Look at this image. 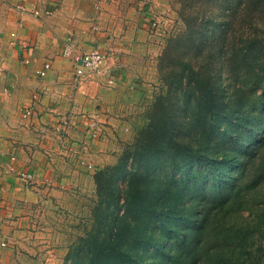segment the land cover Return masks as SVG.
<instances>
[{"label": "crops", "instance_id": "crops-1", "mask_svg": "<svg viewBox=\"0 0 264 264\" xmlns=\"http://www.w3.org/2000/svg\"><path fill=\"white\" fill-rule=\"evenodd\" d=\"M126 3L0 0V264H58L62 245L47 227L54 217L38 208L89 185L109 155L103 95L129 80L126 52L137 35L129 21L135 4ZM67 43L108 58L99 72L76 78L62 53ZM95 120L105 129L99 138L89 127Z\"/></svg>", "mask_w": 264, "mask_h": 264}, {"label": "trees", "instance_id": "trees-1", "mask_svg": "<svg viewBox=\"0 0 264 264\" xmlns=\"http://www.w3.org/2000/svg\"><path fill=\"white\" fill-rule=\"evenodd\" d=\"M259 24L246 22L245 41L234 42L229 54L236 73L231 102L200 88L198 98L205 104L193 138L162 134L163 121L155 126L143 143L144 154L135 159L140 166L128 169L126 185L107 188L111 205L115 202L113 218L105 208L95 211L98 226L79 247L85 261L75 264H264ZM149 246L162 259L141 256Z\"/></svg>", "mask_w": 264, "mask_h": 264}, {"label": "rangeland", "instance_id": "rangeland-1", "mask_svg": "<svg viewBox=\"0 0 264 264\" xmlns=\"http://www.w3.org/2000/svg\"><path fill=\"white\" fill-rule=\"evenodd\" d=\"M129 2L135 4L129 13L130 27L137 29L126 52L130 78L112 85L103 95V113L109 115V124H105L111 130L109 155L103 164L89 166L94 168L89 185L56 193L54 206L45 202L38 208L54 217L47 227L56 233L57 245H62L58 264L85 261L79 247L85 246L81 241L85 234L98 226L95 211L105 208L111 219L116 210L107 188L126 185L128 169L140 166L135 159L144 154L143 143L157 131L156 125L166 123L162 134H172L174 139L193 138L197 116L205 104L198 98L200 88L211 95L219 93V101L231 102L236 73L229 54L234 42L245 41L250 30L246 22H259L257 31L264 39V0H128L126 4ZM121 12L126 15L127 10ZM100 123L89 125L92 138L95 132L100 137L105 132ZM147 248L141 256L162 259L153 246Z\"/></svg>", "mask_w": 264, "mask_h": 264}, {"label": "built area", "instance_id": "built-area-1", "mask_svg": "<svg viewBox=\"0 0 264 264\" xmlns=\"http://www.w3.org/2000/svg\"><path fill=\"white\" fill-rule=\"evenodd\" d=\"M18 7L20 8L21 6L18 5L17 8ZM33 13L39 15L40 11L35 10ZM11 37H12L11 44H14L17 38V33L13 31L11 33ZM62 53L64 56L71 57L73 59L74 72L76 78H81L83 76L99 72L101 70L104 61L108 58L107 54H104L99 50H93L85 53H76L72 44L70 43H67L64 46ZM49 67L50 64L47 63L45 65V69H49ZM45 73L46 70L41 71L40 75L44 76ZM25 115L26 116L31 115V111H27ZM97 135L98 133L95 132L94 137Z\"/></svg>", "mask_w": 264, "mask_h": 264}]
</instances>
